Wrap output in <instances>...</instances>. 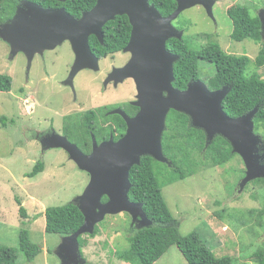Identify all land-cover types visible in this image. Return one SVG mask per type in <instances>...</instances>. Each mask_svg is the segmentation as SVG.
I'll use <instances>...</instances> for the list:
<instances>
[{
  "label": "rangeland",
  "instance_id": "obj_1",
  "mask_svg": "<svg viewBox=\"0 0 264 264\" xmlns=\"http://www.w3.org/2000/svg\"><path fill=\"white\" fill-rule=\"evenodd\" d=\"M235 4L249 7L253 16L264 8V0H216L213 14L217 27L201 6L185 10L172 24L183 31L184 40L193 49L215 42L226 53L245 54L253 61L259 44L230 39L232 24L226 10ZM128 54L119 52L99 60L98 72L80 71L73 80V92L63 84L74 61L68 42L42 55L35 54L27 71L26 56L18 53L10 59L9 45L0 39V73L12 79L11 91L0 92V118H6V127L0 122V246L17 249V264H60L54 251L62 237L45 233L44 211L73 202L89 182V175L79 170L62 149L42 152L33 139L34 133L51 128L62 135L69 116L132 100L135 84L131 80L113 89L102 88V78L113 68L126 64ZM253 70L251 64L248 72ZM255 71L264 79V67ZM200 72L207 78L214 70L212 65L202 63ZM255 152L259 166H264L263 145H258ZM235 154L222 166L201 167L196 174L166 185L162 194L181 235L196 232L216 255L236 258L240 264H257L252 253L264 247V179L250 181L241 189L246 165ZM39 160L44 163V171L27 177ZM20 206L26 217L19 213ZM128 226L133 227L127 213L106 217L98 225L95 237L83 236L81 251L85 261L127 264L115 254L128 248ZM22 228L28 229L32 242L42 248L33 263H28L18 250ZM154 264L187 263L171 246Z\"/></svg>",
  "mask_w": 264,
  "mask_h": 264
},
{
  "label": "water",
  "instance_id": "obj_2",
  "mask_svg": "<svg viewBox=\"0 0 264 264\" xmlns=\"http://www.w3.org/2000/svg\"><path fill=\"white\" fill-rule=\"evenodd\" d=\"M174 1L175 11L163 17L148 0H96L95 5L78 19L64 8H44L24 1L12 18L0 25V39L9 45L10 59L23 53L27 71L35 54L42 55L44 51H52L68 42L74 61L63 84L73 92V80L80 71L98 72L100 69V59L90 50L89 37L95 36L102 43L103 26L116 16H127L131 26L129 41L122 50L130 53V59L122 67L113 68L104 81V86L110 82L117 86L130 78L135 84L133 105L139 108L138 113L131 118L119 108L109 112V115L123 118L125 134L117 141L110 137L99 144L92 136L89 154H84L66 136L57 133L48 135L41 142L42 152L62 149L79 170L89 175L87 186L73 201L83 215V224L73 234L62 237L54 251L60 264L86 263L81 256L78 238L92 235L96 225L107 216L127 213L131 217V225L137 229L151 224L142 205L128 198L131 188L129 172L133 166L139 165L143 156L167 163L161 137L170 110L188 115L192 126L206 134L207 145L216 135L230 142L232 152L239 154L246 165L241 189L250 181L264 179V166H259L255 152L258 145L262 146L261 137L254 133L253 118L257 107L232 118L222 108L229 87L210 91L201 80L188 83L184 90L173 87V66L179 56L167 50V42L170 39L182 40L184 33L172 23L182 12L195 6L203 7L206 15L215 21L213 7L216 3V0ZM257 16L264 40V8ZM103 197L107 198L106 202H102Z\"/></svg>",
  "mask_w": 264,
  "mask_h": 264
},
{
  "label": "trees",
  "instance_id": "obj_3",
  "mask_svg": "<svg viewBox=\"0 0 264 264\" xmlns=\"http://www.w3.org/2000/svg\"><path fill=\"white\" fill-rule=\"evenodd\" d=\"M24 1L36 3L44 8H64L76 19L80 18L83 12L89 11L96 3V0L65 2L0 0V25L9 21L16 8ZM148 1L163 17L171 15L176 9L174 0ZM226 15L232 24L231 41L241 43L248 40L260 45L254 60L252 61L245 54H228L215 42H207L199 49H193L184 38L170 39L167 42V50L179 56L173 66L172 85L176 89L184 90L188 83L201 80L210 91L229 87V93L222 102L224 112L229 117L236 118L257 107V113L253 118L254 133L261 137L264 149V79L255 71L264 67L261 23L258 16H253L250 8L244 5L230 6L226 10ZM130 31L131 26L127 16H116L103 26L102 43L95 36L89 37L91 52L100 60L121 52L129 41ZM202 63L212 65L214 73L211 77H202L200 72ZM251 64L254 70L248 72ZM11 88V77L0 73V92L8 93ZM108 110H110L109 107H101L86 111L80 116H69L63 124L62 134L86 154L91 150L92 136L96 141L107 139L108 134L114 131L113 129L122 136L126 127L125 122L118 115H107ZM0 122L3 127H6L5 117H1ZM105 123L109 125L103 127ZM161 145L167 163L158 162L150 156H143L140 158L139 165L133 166L129 172L131 188L128 198L131 202L142 205V210L151 224L142 229L128 226V248L122 252H116V257L127 264H154L171 246H175L187 264H240L236 258L216 255L196 232L181 235L178 222L173 218L162 194L163 187L196 174L201 167L222 166L229 162L236 156L232 152L230 142L216 135L206 147L207 139L204 131L193 127L188 115L170 110L166 117ZM43 171L44 163L39 160L27 177L33 178ZM106 200L107 198L103 197L102 201ZM17 203L21 205L18 200ZM19 213L26 217L22 206L19 208ZM44 218L45 233L60 237L73 234L84 221L82 213L74 202L47 207ZM98 225L92 235L84 236L95 237L98 234ZM78 242L83 257L81 251L85 243L83 236L78 238ZM18 250L28 263H33L42 252L41 246L32 242L30 232L25 228L19 231ZM252 259L257 264H264V247L256 249L252 253ZM0 264H17V249L0 246Z\"/></svg>",
  "mask_w": 264,
  "mask_h": 264
},
{
  "label": "flooded vegetation",
  "instance_id": "obj_4",
  "mask_svg": "<svg viewBox=\"0 0 264 264\" xmlns=\"http://www.w3.org/2000/svg\"><path fill=\"white\" fill-rule=\"evenodd\" d=\"M215 25H216V27H217V23H216V21H212ZM122 52V51H121ZM123 53V52H122ZM125 54V53H124ZM128 54V53H127ZM129 55V54H128ZM114 56V55H113ZM108 57V56H107ZM106 58V57H105ZM119 67H122V66H119ZM115 68H118V67H115ZM109 74V73H108ZM108 74H106L102 79V88L104 89V90H106L108 87H111L112 89L113 88H116V87H118V86H114V83L113 82H110V83H108L106 86H104V81L107 79V76H108ZM126 80H131L130 78L129 79H126ZM125 80V81H126ZM125 81H123V83L125 82ZM132 81V80H131ZM133 82V81H132ZM135 96H136V90H135V94H134V96H133V99L132 100H130V101H127V102H125V103H122V105H120V106H115V107H110V106H104V107H109L110 108V110H108L107 112H106V114L107 115H109V112L110 111H112V110H114V109H117V108H119V109H121L123 112H125V114L127 115V116H129V117H134L137 113H138V111H139V108L138 107H136V106H134L133 105V103L135 102ZM90 110H92V109H88L87 111H90ZM86 112V111H85ZM119 116V115H118ZM121 117V116H120ZM122 118V117H121ZM123 119V118H122ZM124 121V120H123ZM125 122V121H124ZM100 124H102V123H100ZM109 125V123H105V124H103L102 126L103 127H106V126H108ZM126 125V124H125ZM114 131H111L109 134H108V138L107 139H101L100 141H96L98 144L99 143H101V142H103V141H107V140H109V138L110 137H112L113 138V140L114 141H117V140H119L124 134H125V132H126V127H125V131H124V133H123V135L122 136H120V134H118L117 132H116V129H113ZM52 133H56L53 129H47L46 131H44V132H41V133H39V132H35L34 133V140L40 145V149L42 148V140H44L48 135H51ZM62 136H64L63 134H62ZM74 144V143H73ZM91 150H92V140H91ZM91 150H90V152H91ZM89 152V153H90ZM89 153H87V154H89ZM84 154H86V153H84ZM107 201V200H106ZM106 201H102V202H106Z\"/></svg>",
  "mask_w": 264,
  "mask_h": 264
}]
</instances>
